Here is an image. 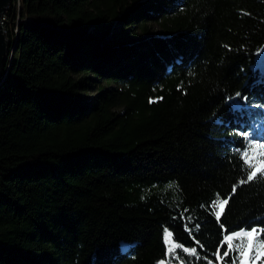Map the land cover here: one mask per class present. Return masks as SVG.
<instances>
[{"label": "trees", "instance_id": "obj_1", "mask_svg": "<svg viewBox=\"0 0 264 264\" xmlns=\"http://www.w3.org/2000/svg\"><path fill=\"white\" fill-rule=\"evenodd\" d=\"M3 27L0 264H240L253 227L264 264V0H12Z\"/></svg>", "mask_w": 264, "mask_h": 264}, {"label": "snow or ice", "instance_id": "obj_2", "mask_svg": "<svg viewBox=\"0 0 264 264\" xmlns=\"http://www.w3.org/2000/svg\"><path fill=\"white\" fill-rule=\"evenodd\" d=\"M245 155H247V153H245ZM256 175H257L256 170L251 171L250 174L247 176V180L248 181L253 180V178L256 177ZM225 203H227V201H225ZM217 218H219V213H217ZM165 232H166V238H170L172 233L168 232L167 230H165ZM256 232H257V229L255 227H253L250 231L241 230V231L235 232L233 235L226 236L225 237V243H227V245H228V251H226L224 253V255L227 256L229 251L236 250L239 252V256L241 257L240 264H247V260L244 258L249 256V254L251 253L252 238ZM234 239L240 240L241 243L236 244L234 246L232 244V241ZM176 247H178V245ZM173 250H174V248H169L170 252H172ZM183 250H184V252L189 251L188 248H184ZM259 258H260V253H258L256 256V259H259ZM233 264H235V260L233 261Z\"/></svg>", "mask_w": 264, "mask_h": 264}, {"label": "water", "instance_id": "obj_3", "mask_svg": "<svg viewBox=\"0 0 264 264\" xmlns=\"http://www.w3.org/2000/svg\"><path fill=\"white\" fill-rule=\"evenodd\" d=\"M12 4V0H0V78L2 76L3 70L8 67L7 72L11 68V58L10 56V48L11 43L8 42L6 38V34L3 27V18L6 12L10 9ZM18 38L15 44L12 46L11 56L16 52L18 47ZM10 58V61H9ZM9 61V62H8ZM7 75V73H6Z\"/></svg>", "mask_w": 264, "mask_h": 264}, {"label": "rangeland", "instance_id": "obj_4", "mask_svg": "<svg viewBox=\"0 0 264 264\" xmlns=\"http://www.w3.org/2000/svg\"><path fill=\"white\" fill-rule=\"evenodd\" d=\"M7 35H8V34H7ZM6 38H7V37H6ZM7 40L9 41L8 38H7ZM9 61H10V59H9ZM258 62H259V64L261 65V67L264 68V53H260V54L258 55ZM252 239H253V238H252ZM244 259L247 260V264H257V262L260 260V258H259V259H256V257L253 259V258H252V253H250L249 256L245 257Z\"/></svg>", "mask_w": 264, "mask_h": 264}, {"label": "built area", "instance_id": "obj_5", "mask_svg": "<svg viewBox=\"0 0 264 264\" xmlns=\"http://www.w3.org/2000/svg\"><path fill=\"white\" fill-rule=\"evenodd\" d=\"M4 21H5V16H4V18H3V25H4ZM260 230H261L260 228H257V232L260 231ZM244 231H245V230H244ZM257 232H256V233H257ZM256 233H255V234H256ZM255 234H254V236H255ZM254 236H253V238H254Z\"/></svg>", "mask_w": 264, "mask_h": 264}]
</instances>
